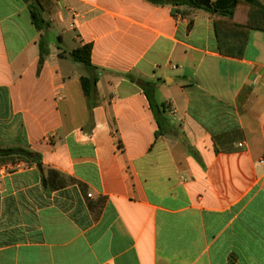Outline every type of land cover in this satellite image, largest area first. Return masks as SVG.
I'll use <instances>...</instances> for the list:
<instances>
[{"label": "crops", "instance_id": "crops-1", "mask_svg": "<svg viewBox=\"0 0 264 264\" xmlns=\"http://www.w3.org/2000/svg\"><path fill=\"white\" fill-rule=\"evenodd\" d=\"M43 17L0 0V150L43 164L0 154V264H264V32L234 58L185 5L53 0ZM86 45L93 70L71 56Z\"/></svg>", "mask_w": 264, "mask_h": 264}, {"label": "trees", "instance_id": "trees-1", "mask_svg": "<svg viewBox=\"0 0 264 264\" xmlns=\"http://www.w3.org/2000/svg\"><path fill=\"white\" fill-rule=\"evenodd\" d=\"M29 4L31 20L36 30L39 32L46 31L50 28V23L43 17V12L46 11L53 3V0H23ZM154 3H173L176 5H185L193 9L203 10L214 17L215 32L218 42V50L220 54L228 57L242 58L248 42V35L251 30H259L264 32V5L257 0H217L212 3L210 0H151ZM230 2L231 7L225 8L224 4ZM248 6L249 14L244 20L237 18V11L240 6ZM40 68L44 65L49 56L48 43L44 38H41L40 43ZM91 46L86 45L73 51L72 58L83 64L88 69H94L90 61ZM96 77H88L82 79L83 90L86 95L93 92ZM148 86L149 84H144ZM152 106V104H151ZM160 130L163 128L162 121L159 117L157 108L152 106ZM1 155H18L23 156L30 162L37 164L43 169L42 157L29 149L16 148L9 150H0ZM55 177L60 175L51 171ZM46 182V179L44 180Z\"/></svg>", "mask_w": 264, "mask_h": 264}, {"label": "built area", "instance_id": "built-area-1", "mask_svg": "<svg viewBox=\"0 0 264 264\" xmlns=\"http://www.w3.org/2000/svg\"><path fill=\"white\" fill-rule=\"evenodd\" d=\"M78 20H79V19H78L77 16H74V17H73V23H72V27H73V28H76V25H77V23H78Z\"/></svg>", "mask_w": 264, "mask_h": 264}]
</instances>
